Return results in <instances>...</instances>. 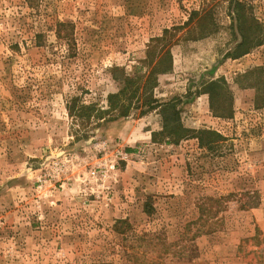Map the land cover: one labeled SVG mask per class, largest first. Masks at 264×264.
<instances>
[{
  "label": "rangeland",
  "instance_id": "374dc122",
  "mask_svg": "<svg viewBox=\"0 0 264 264\" xmlns=\"http://www.w3.org/2000/svg\"><path fill=\"white\" fill-rule=\"evenodd\" d=\"M240 1L264 26V0ZM204 5L199 21L176 28ZM232 8L0 0V264H264V43L227 54L241 41ZM173 28L172 65L156 73L154 95L175 98L185 127L222 142L154 141L156 110L97 125L69 114L70 96L105 105L123 74H142L152 38ZM212 79L228 94L216 110L231 117L214 116ZM101 166L107 176L94 178Z\"/></svg>",
  "mask_w": 264,
  "mask_h": 264
},
{
  "label": "trees",
  "instance_id": "16d2710c",
  "mask_svg": "<svg viewBox=\"0 0 264 264\" xmlns=\"http://www.w3.org/2000/svg\"><path fill=\"white\" fill-rule=\"evenodd\" d=\"M232 4V9L237 21L238 31L241 36V41L236 45L232 52L227 54L232 58L247 53L250 48L261 45L264 43V26L257 21L248 12L247 5L240 0H229ZM205 5L201 10H193L190 16L183 25L176 28H182L184 25H190L196 17L199 21L205 12ZM68 23L58 22L56 28V37L60 44L66 45V55L71 57L76 55L74 40L67 34L61 32V26ZM164 29L161 36L152 38V46L149 47L148 52H152V56L148 59L147 63L143 65L144 71L142 74L136 76H129L123 74L120 78L122 87L116 91L108 93L106 96L105 105H97L96 103H86L80 96H70L66 102V109L69 114L75 118L89 119L91 115L95 118V125L101 120L108 118L114 120L118 117L128 116L134 112L138 116H143L147 112L156 110L161 117L160 130L152 131L151 137L154 141L168 140L171 143H178L185 138H196L201 147L212 149L214 144L222 142L224 136L212 129H190L185 127L181 122L180 112L177 109V101L175 98L161 101L154 95V87L157 84L156 73L166 72L171 68L172 55L170 51V38L174 35L173 30ZM40 43L42 34L35 35ZM40 40V41H39ZM169 43V44H167ZM113 70H117L115 67ZM117 78V76H115ZM221 79H212L205 87V92L208 93L210 98V108L214 116L218 117H231V111L217 112L215 100L218 101L219 97H228L226 89L223 90L220 85ZM222 91V92H221ZM264 103V94L256 97V105ZM85 130H88L85 128ZM169 143V142H166ZM146 211L150 212L146 204Z\"/></svg>",
  "mask_w": 264,
  "mask_h": 264
},
{
  "label": "built area",
  "instance_id": "2783aa9c",
  "mask_svg": "<svg viewBox=\"0 0 264 264\" xmlns=\"http://www.w3.org/2000/svg\"><path fill=\"white\" fill-rule=\"evenodd\" d=\"M103 166H101V168L99 170H97V168L92 169L90 171V174L94 177V178H99V179H104L107 176V171L105 168H102Z\"/></svg>",
  "mask_w": 264,
  "mask_h": 264
}]
</instances>
